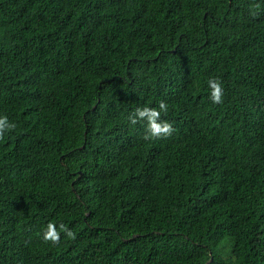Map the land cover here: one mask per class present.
Segmentation results:
<instances>
[{"label": "trees", "instance_id": "16d2710c", "mask_svg": "<svg viewBox=\"0 0 264 264\" xmlns=\"http://www.w3.org/2000/svg\"><path fill=\"white\" fill-rule=\"evenodd\" d=\"M2 116L0 264H264V0H0Z\"/></svg>", "mask_w": 264, "mask_h": 264}, {"label": "clouds", "instance_id": "9594fccd", "mask_svg": "<svg viewBox=\"0 0 264 264\" xmlns=\"http://www.w3.org/2000/svg\"><path fill=\"white\" fill-rule=\"evenodd\" d=\"M208 86L211 90L210 99L212 102L214 104H221L224 96L222 82L218 78H210ZM167 110V104L164 101H160L158 109L147 106L138 107L129 115L128 119L133 125L140 121H147V134L143 137L145 140L168 137L174 131L173 126L171 123L161 120V113H166ZM15 127L16 125L9 122L7 116L0 117V139H3L6 131H11ZM60 232H64L68 238L75 239V234L62 223L59 225V231L53 223H49L44 232L43 239L45 242H51L54 245L58 244L60 242Z\"/></svg>", "mask_w": 264, "mask_h": 264}]
</instances>
